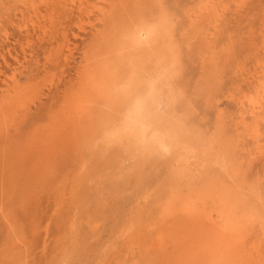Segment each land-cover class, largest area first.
Masks as SVG:
<instances>
[{"label": "rangeland", "instance_id": "374dc122", "mask_svg": "<svg viewBox=\"0 0 264 264\" xmlns=\"http://www.w3.org/2000/svg\"><path fill=\"white\" fill-rule=\"evenodd\" d=\"M80 1L0 0V103L9 85L41 89L44 107L38 117V106L33 108L35 121L31 116L26 122L30 127L44 119L58 86L63 96L67 88L61 78H80L79 73L94 68L97 75L116 80L125 73L124 62L132 52L151 49H157L158 77L170 80L171 101L157 99L156 78H149V88L124 111L106 98L97 107L93 141L60 159L45 185L29 186L23 173L19 191L32 187L35 193L19 200L16 213L25 242L30 240L21 247L11 243L19 257L8 260L5 230L0 233V264H162L165 255L153 253V243L161 232L169 235L186 222L182 202L190 197H206L209 212L217 201L218 206L232 201L229 206H238L233 210L254 223L250 232L241 229L249 232L247 250L249 244L262 243L264 257V158L248 168L249 159L264 149V0H159L161 17L154 31L140 19L151 0H110L114 16L105 23L98 21L94 9L100 0H85L82 8ZM210 2L216 11L196 18ZM102 4L109 8L107 2ZM69 50L73 56L66 66ZM166 50L171 54L167 63ZM139 107L148 119L156 115L159 132L153 137L147 134L150 119L137 120ZM168 113L184 118L194 135L209 139L223 134L234 145L232 154L227 160L207 158L202 152L197 158L185 150L178 154L160 130ZM255 128L256 143L250 136ZM193 147L188 144L189 150ZM239 156L247 163L250 187H240L230 176V161ZM185 157L194 164L188 167ZM4 167L0 160V173ZM227 258L213 263L237 264Z\"/></svg>", "mask_w": 264, "mask_h": 264}, {"label": "bare ground", "instance_id": "6f19581e", "mask_svg": "<svg viewBox=\"0 0 264 264\" xmlns=\"http://www.w3.org/2000/svg\"><path fill=\"white\" fill-rule=\"evenodd\" d=\"M241 1L243 3L245 2V0H241ZM70 2L75 4L77 3V0H70ZM100 2L101 4L96 5L94 9H96V11L98 12V16H97L98 21H100L101 23H105L108 19L111 18L113 19L114 15L112 13H113L114 5L109 3L111 2L110 0H100ZM103 2L105 3L107 2L109 4L108 6L109 8L103 5L102 4ZM158 3L159 0H151V2H149L146 6V11L144 10H142V12L140 11L141 21L147 23L148 26H151L153 29L152 31H154V26L161 17L157 9ZM84 4H85V0H81L79 2V8L84 7ZM215 11H216V4L210 2V5H207L206 7L202 8L199 12L195 14V17L198 19L199 18L204 19L205 16L210 15ZM208 34L210 35V33ZM156 51L157 49L143 50L142 52L141 50L138 52H132L129 61L127 62L125 59L124 62L126 65L125 73L120 74V76L116 80L114 78L107 79L101 77V75H97L94 68L89 70L85 69L84 72L79 73V75L81 76L80 78H67V77L61 78L60 83H62L64 87L67 88L63 92V96H61L62 92H60V86H58L56 88V94L54 96V99L52 98L54 103H52L51 107L48 110H46L47 112L44 119L43 117L40 116L41 120H37L35 123H32L33 125L30 127L27 126L28 124L26 122L27 120H29L28 118H30L33 114H35L34 112H32L33 108L38 106L37 108L38 112H36L37 114L36 117H38L39 113L42 111L40 107H44V103L42 99V94H43L42 90L35 89L30 85H25V88L20 87L19 85L14 87L9 85V87H7L6 90H4V95L1 98L2 101L0 103V160H3L5 162V167H4L5 170L4 172L0 173V233H3V231L5 230L4 232L6 233V238H7L6 245L8 247H6L7 249H4V251L6 250L5 253H7L5 259L11 257V259L14 260L16 255H18L17 257H19V254L17 252L15 254L12 253L13 250H11V248L13 249V247L10 246L11 243L13 244V246L16 247L26 246V243L28 242L29 239L27 237L28 239L25 242L23 236L24 228L23 225L21 224L23 222L21 223L19 222V218H18L19 215H17L19 213H16L17 211L16 205L20 203L19 200L27 201V199L32 197V195L35 193V191L32 190V187H36L38 185L40 186L42 184L45 185V183L49 181L48 173L50 171L56 172L60 159L65 158L71 151L77 149L79 145L81 146L82 143L85 144L84 146H86L87 143L93 141L96 133L95 132L96 122H97L96 112H98L97 107L101 101L108 98L109 104L115 105L117 107L118 105H120V107L124 111L126 110V107H129V104L133 100L137 101L139 100V98L142 97L143 91H145L146 86L148 87L150 84L149 81L151 79L149 78H156L158 81V82L156 81L158 84V91H156L157 99L162 101V98H164V101L167 103L169 100L171 101L170 95L172 96V94H170V87H169L170 80H168L167 77H158L159 66L157 65L156 62V56H155ZM167 51L169 50L165 51L166 54H164V60H163V62L166 63L168 61L170 62L171 60L170 57L171 54L167 53ZM69 52L70 55L69 56L67 55L65 59L67 63L66 66L69 64V61L72 59L73 56L72 54L73 50H69ZM90 63L92 65V62ZM11 80L16 83L15 78L11 77ZM253 103H254V107L256 106V104H258L256 102ZM141 110L144 109H140L139 107V114H137L139 118H137V120L147 121L150 119L148 124L149 125L148 129H151V131L150 132L147 131V134L153 137L152 134L156 135V132L157 133L159 132L157 128L158 126L155 124L156 115L154 116L152 115L153 117L148 119L147 117L148 113L146 114L145 110L144 111ZM253 112L256 111L253 110ZM32 118L35 121V118L33 116ZM165 119H166L165 121L166 126L164 125L163 128L161 129L159 128V129L163 133L164 141H166L168 145H170L173 148V150H176L178 152L180 150L178 154L181 155V150H185L186 151V152L184 151L185 154H189V152H191L195 156V158H197V155H199L198 153L202 152L205 155H207V158L211 157L216 160H219V158L222 156H223L222 159L224 158V160H227V158L225 157H228L230 154H232L233 151L232 149L234 145L233 143H231L230 140H227L225 136H222L223 134H220L219 137H212L207 139L206 137L204 138L203 136L192 134L184 118H180V117L175 118L173 114H170L166 116ZM250 136L252 137V140L255 141L256 143L259 137V131L256 128L253 129L252 132L250 133ZM189 141L190 142L192 141V143H189ZM188 144H191L194 147L189 150ZM258 156L259 157L257 158H252V160L249 159L250 163L248 165V168L252 167L254 165L253 162H256V160L258 159L263 160L264 158L263 148L258 153ZM245 157L246 156H244V159ZM188 158L189 157H185L186 159L185 162L188 165V167H190L194 163L193 164L189 163L190 161L188 160ZM230 162H231L229 164L230 169L228 167V170H230L231 172L230 176L234 177V179L236 180V182L239 184L240 187L243 186L250 187L251 185L249 183V177H248L249 174L244 170V167L247 163L244 162L246 163L244 164L240 156L238 159L231 160ZM211 165H213V163H211ZM211 165L208 164V167ZM215 166L217 167V165ZM203 171L205 170L203 169ZM25 172H27L28 185L29 186L33 185V186L31 188L29 187L30 189H28L26 193H22L21 191H19L20 186L18 187L17 183L18 180H20L19 178ZM250 189L255 191L258 189V187L257 189L253 187ZM204 195L206 196V194ZM204 198L202 199L201 197L199 198L190 197L188 199V202L185 203L182 202V204H184L183 212L184 215L186 216V220H185L186 222L176 227L169 235L163 234V232H161V234L158 235V238L156 242L153 243V247H152L154 248L155 251L153 249L151 251L155 254L159 253L162 254L163 256L165 255L166 262L163 263L165 261V257H164L162 264H215L213 262L216 261L217 259L227 258V257H230L231 261L237 264H245V263L264 264V257L261 252L262 243L255 245L249 244V249L247 250L248 248L247 242L249 241L248 234L250 232L248 227L249 224L252 223L251 222L252 220H248L241 214L237 213V211H234L238 206H232V207L229 206L232 202L229 199H228V201H230L229 205L228 203H226V201H225L226 205L222 202L224 205L221 203L220 206L217 205L218 201L217 203H213L211 206L212 209H210L211 211L209 212L208 206L205 203L206 199L204 200ZM236 201L239 202L238 200ZM232 205H234L233 202ZM240 205H242L241 202ZM248 206L250 207V205ZM247 209L250 208L247 207ZM240 210L242 212V209ZM244 212L246 213L247 210H245ZM166 219H170V217ZM257 222L258 221H256V223ZM252 224L254 225V223ZM242 228L245 229L248 228L249 232H241L243 231L241 230ZM25 229L27 232V228ZM26 235L29 236L28 234ZM263 236H264V230H263ZM1 252L2 251H0V254H2ZM9 258L8 260H10ZM157 258L158 257L156 256V259ZM225 262L226 261H224V263Z\"/></svg>", "mask_w": 264, "mask_h": 264}]
</instances>
